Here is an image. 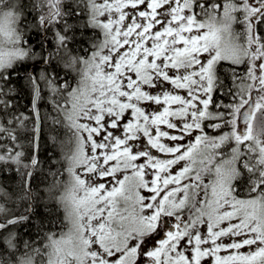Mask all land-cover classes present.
Listing matches in <instances>:
<instances>
[{"label":"snow or ice","instance_id":"snow-or-ice-1","mask_svg":"<svg viewBox=\"0 0 264 264\" xmlns=\"http://www.w3.org/2000/svg\"><path fill=\"white\" fill-rule=\"evenodd\" d=\"M0 264H264V0H0Z\"/></svg>","mask_w":264,"mask_h":264},{"label":"trees","instance_id":"trees-1","mask_svg":"<svg viewBox=\"0 0 264 264\" xmlns=\"http://www.w3.org/2000/svg\"><path fill=\"white\" fill-rule=\"evenodd\" d=\"M24 104L28 103L27 98L23 101ZM41 111L43 112L44 109L42 108ZM46 150H47V155H51L52 154V150L50 148V146H46ZM58 152V150H56ZM42 155V159H47V155H45L44 153L41 154ZM56 167H59V165L57 164L55 167H53L51 165V162H49V164H46L44 166V170L42 175L40 176L39 180L36 181V183L39 184V191L43 192L44 189L46 188V186L52 182L53 177L50 174V170L51 172H54L56 170ZM18 179V178H17ZM42 181V182H41ZM15 183V182H13ZM36 239V234H35V229H32L31 232H29L27 235L24 236V239Z\"/></svg>","mask_w":264,"mask_h":264}]
</instances>
